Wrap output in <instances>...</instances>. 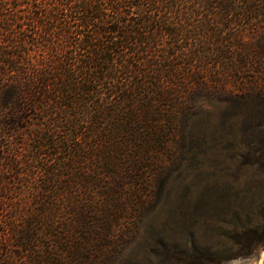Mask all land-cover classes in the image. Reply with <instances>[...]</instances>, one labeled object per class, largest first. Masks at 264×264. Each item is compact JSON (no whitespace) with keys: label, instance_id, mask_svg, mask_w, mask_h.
Segmentation results:
<instances>
[{"label":"trees","instance_id":"trees-1","mask_svg":"<svg viewBox=\"0 0 264 264\" xmlns=\"http://www.w3.org/2000/svg\"><path fill=\"white\" fill-rule=\"evenodd\" d=\"M209 166L264 250V0H0V264H114Z\"/></svg>","mask_w":264,"mask_h":264},{"label":"rangeland","instance_id":"rangeland-1","mask_svg":"<svg viewBox=\"0 0 264 264\" xmlns=\"http://www.w3.org/2000/svg\"><path fill=\"white\" fill-rule=\"evenodd\" d=\"M198 170L195 179L177 185L176 195L180 203L185 204L182 206L184 213L179 216L180 223H174L165 215V210L160 214H148L139 222L135 237L114 264H167L170 257H177L178 262L174 264H208L209 261L264 264L263 249H255L247 256H237L238 244L231 235H234L235 228H245L246 221H255V218L246 219L241 215L244 213L239 207L241 202L238 208L229 212L225 205L233 191L241 193V201L247 203L252 178H232L233 172L214 166ZM209 195L213 201H209ZM234 212L237 216H233Z\"/></svg>","mask_w":264,"mask_h":264}]
</instances>
